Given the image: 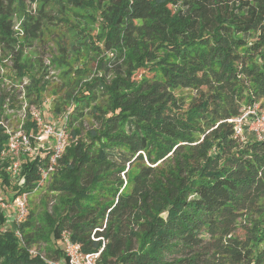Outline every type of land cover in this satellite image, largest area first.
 <instances>
[{
    "label": "trees",
    "instance_id": "16d2710c",
    "mask_svg": "<svg viewBox=\"0 0 264 264\" xmlns=\"http://www.w3.org/2000/svg\"><path fill=\"white\" fill-rule=\"evenodd\" d=\"M23 1L0 0L5 77L29 106L47 101L56 120L65 116L71 142L47 180L50 213H27L17 236L0 212V264L60 259L63 234L84 253L102 248L98 264H264V142L247 133L241 141L228 122L264 106V0H25L39 1L37 17ZM57 2L95 27L74 21L71 32L96 69L81 83L85 72L59 45L52 63L63 87L49 94L47 67L14 51L13 28L19 13L26 43L36 42L46 6ZM9 88L0 114L25 111ZM85 115L94 125L81 136ZM32 128L29 115L23 130ZM6 141L0 124V153ZM8 161L0 182L12 203L33 193L40 172L27 160L12 180Z\"/></svg>",
    "mask_w": 264,
    "mask_h": 264
},
{
    "label": "rangeland",
    "instance_id": "374dc122",
    "mask_svg": "<svg viewBox=\"0 0 264 264\" xmlns=\"http://www.w3.org/2000/svg\"><path fill=\"white\" fill-rule=\"evenodd\" d=\"M26 4V11L29 12L33 17L38 16V10H39V1L36 4H29L27 1H23ZM58 3V4H57ZM55 3L54 6H46L45 8V16L42 19L43 23V28L44 31L41 33L40 38L33 43H26L25 40V33L21 30L20 27V20L22 15H20V18H15V27L14 29V34L13 37L15 39V44H13L12 47H14V51H20L22 53V56L24 59H29L32 64H35L36 67L41 64L42 67H47V72H48V77L45 79L50 81V87H48L49 94L52 89L56 87H63L62 83L64 82L61 77V71L58 67L57 63H52V60L55 58H59L60 55V48L59 45L62 46L63 48H66V55H67V60L69 64L71 65L72 68H82L83 71L85 72L83 79L81 83L87 82L90 80L93 76H95V69H96V64L94 62V56L90 55L89 53H86L85 51L82 52L78 48H74V40H73V35L71 30H73V22L77 21V24L75 26H84L88 27L89 32H91V29H95V27H92L90 24V20L83 18V19H78L74 18L70 14L69 9H67L65 6L62 4H59V2ZM20 6L17 7V10H20ZM78 14H83V15H89V12H84ZM5 58V59H3ZM10 54H6L2 48H0V92L3 90L6 86H10L9 90H16L18 98L17 100H22L23 103L25 104L24 107H26L25 111H15V110H5L3 113L0 114V124L3 125L5 129L9 130H18L21 129L22 132H25L22 130L24 128V124L28 121V117L30 115L31 118V113L34 111V106H29L28 104V99L24 97V92L21 90V86L17 85H11V82L8 78L5 76L10 75V68H11V63H10ZM3 59V60H1ZM88 72L91 74L88 75ZM110 75V73H107ZM13 84V83H12ZM61 87V88H62ZM101 95L99 94V102H103L104 99L100 97ZM47 97V96H46ZM45 97V98H46ZM49 99V98H48ZM51 100V99H49ZM48 102L46 101L45 105L43 108L44 110V115L45 118L49 119H55L48 111ZM5 107H3L4 110ZM87 109L84 110V113L87 114ZM50 116V117H49ZM56 120V119H55ZM78 121L75 122L72 126V128L76 127L78 124ZM81 136L84 135L85 131L90 129L91 126L94 125V120L89 116L85 115L84 118L82 119V124H81ZM23 127V128H22ZM68 134V140L67 142H71V137L69 134V131L67 132ZM6 149V144L4 146V150ZM4 150L1 151L0 153V163L5 160L4 156ZM7 165V164H6ZM8 166H9V161H8ZM8 168V167H7ZM52 180V178H51ZM50 180V181H51ZM49 181V182H50ZM48 181H45L43 186H41L40 189L37 191L33 192L32 194L28 195L27 198V213L30 211H33L38 219H41L43 214L46 212L50 213L51 211V206L53 204V198H51L53 195L55 196L56 194L49 193L47 186L49 184ZM14 183V181H12ZM11 183V184H12ZM13 195L12 189L8 186H4L0 182V197L4 198L6 200V197H11ZM12 201V200H11ZM47 202V203H45ZM3 204L4 202H0V204ZM11 202H7L6 204H10ZM4 204L5 206L1 208L0 206V212L7 217L4 216V227L10 228L11 224L6 225V220L9 219L12 220V208H8V206ZM4 209V210H3ZM3 210V212L1 211ZM237 235L240 238H243L245 235V231L239 228L237 230ZM59 244L62 246L61 242ZM41 247H36L37 250L39 249L40 253L43 252V245H40ZM264 249V241L259 244V250Z\"/></svg>",
    "mask_w": 264,
    "mask_h": 264
},
{
    "label": "built area",
    "instance_id": "2783aa9c",
    "mask_svg": "<svg viewBox=\"0 0 264 264\" xmlns=\"http://www.w3.org/2000/svg\"><path fill=\"white\" fill-rule=\"evenodd\" d=\"M44 110L43 107L34 108L31 113L33 128L29 132H22L21 129H5L7 141L4 156L9 159L7 170L11 179L20 180L19 171L23 163L35 161L37 164L40 180L33 192L40 189L55 171L68 140L66 117L59 120L49 118L45 120ZM228 122L233 124L234 134L241 141L245 139L247 133L252 135L255 141L264 142V106L254 104L243 108L239 116ZM27 198V194H20L9 205L0 198V202H4L0 204L1 208L5 206L4 204L12 208V220L11 222L9 219L6 220V225L11 224L10 227L17 236H19L17 227L25 221L27 216ZM61 244L62 257L57 260L43 259L45 264H98L102 248L97 253H84L81 247L73 243L66 234H63Z\"/></svg>",
    "mask_w": 264,
    "mask_h": 264
}]
</instances>
